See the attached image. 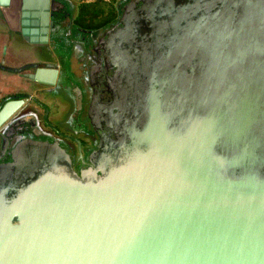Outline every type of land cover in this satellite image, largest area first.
<instances>
[{
    "label": "water",
    "instance_id": "obj_1",
    "mask_svg": "<svg viewBox=\"0 0 264 264\" xmlns=\"http://www.w3.org/2000/svg\"><path fill=\"white\" fill-rule=\"evenodd\" d=\"M58 4L0 0V22L48 44ZM131 5L106 39L128 52L147 24L157 93L190 77L189 94L159 98L142 130L105 144L103 174L80 177L56 155L16 185L0 172V264H264V0ZM41 63L11 69L54 85L58 66ZM39 91L2 99L0 130L47 108Z\"/></svg>",
    "mask_w": 264,
    "mask_h": 264
},
{
    "label": "flooded vegetation",
    "instance_id": "obj_2",
    "mask_svg": "<svg viewBox=\"0 0 264 264\" xmlns=\"http://www.w3.org/2000/svg\"><path fill=\"white\" fill-rule=\"evenodd\" d=\"M60 1L62 4L51 16V38L46 44L55 53L40 64L58 66L56 83L44 85L23 76L29 82L26 88L0 94L1 103L12 95L40 96V88L44 90L43 99L48 100L47 108L39 107L38 113L22 110L6 120L0 130V172L7 174L14 185L50 155H56L58 163L69 166L80 177H87L96 168L98 174H103L104 167H97L94 159L98 154L114 152L104 148L105 144L124 141L130 127L135 132L142 130L156 112L158 100H168L167 105L175 94H189L190 77L178 78L181 84L185 82L182 89L168 81L170 86L157 93L156 62L150 58L152 54L140 53L151 42L146 36L150 31L147 24L138 26L139 35L128 52L122 44L118 45L121 53L115 52L117 45L106 39L110 29L122 24L126 5L132 2L139 7L142 0H120L96 16L84 14L85 20L80 22L77 19L81 9L75 13L71 0ZM138 7L131 5L128 13L139 12ZM68 50L72 54H65ZM26 64L29 63L21 66ZM184 67L192 74L190 68L196 64L190 59Z\"/></svg>",
    "mask_w": 264,
    "mask_h": 264
},
{
    "label": "crops",
    "instance_id": "obj_3",
    "mask_svg": "<svg viewBox=\"0 0 264 264\" xmlns=\"http://www.w3.org/2000/svg\"><path fill=\"white\" fill-rule=\"evenodd\" d=\"M91 0H71L74 6L75 13L81 9L83 2H90ZM93 13V12H89ZM85 13V15L89 14ZM97 14V12L94 11ZM99 13V12H98ZM101 13V12H100ZM53 36V34H52ZM51 38V37H50ZM55 52L48 48L46 44L31 43L19 32L15 31L6 22H0V76L8 78L0 80V94L7 92L18 91L23 87L29 85V82L23 78L19 71L12 70L11 67H18L25 63L36 61H43L46 56ZM72 54L70 50L65 54ZM59 54V53H58ZM8 66V67H6Z\"/></svg>",
    "mask_w": 264,
    "mask_h": 264
},
{
    "label": "rangeland",
    "instance_id": "obj_4",
    "mask_svg": "<svg viewBox=\"0 0 264 264\" xmlns=\"http://www.w3.org/2000/svg\"><path fill=\"white\" fill-rule=\"evenodd\" d=\"M87 1H89V0H87ZM91 1H94V0H91ZM118 1H120V0H102V1L98 2L97 7H102L103 11H105V10L108 11L110 8L112 9L113 7H115V4H116ZM121 1H122V3H123L124 0H121ZM93 10H94V9H93ZM103 11H102V12H103ZM97 14H99V13H97ZM97 14L93 12V16H96ZM100 14H101V13H100ZM83 16H84L83 14L78 15L77 22H80V20H82V19L85 20V18H84ZM99 22L101 23L102 20H100ZM45 56H48V55H45ZM6 79H8V78H3V77L0 76V80H6ZM0 91H1V90H0ZM1 92H2V91H1Z\"/></svg>",
    "mask_w": 264,
    "mask_h": 264
},
{
    "label": "trees",
    "instance_id": "obj_5",
    "mask_svg": "<svg viewBox=\"0 0 264 264\" xmlns=\"http://www.w3.org/2000/svg\"><path fill=\"white\" fill-rule=\"evenodd\" d=\"M102 0H94V1H90V2H83L81 4V14H85V13H89V12H102L103 9L102 7H97L98 2H100ZM94 9V10H93Z\"/></svg>",
    "mask_w": 264,
    "mask_h": 264
}]
</instances>
